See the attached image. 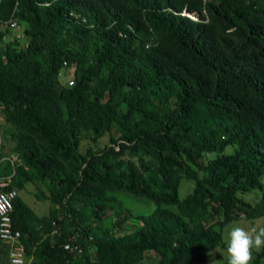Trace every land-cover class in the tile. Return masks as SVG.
<instances>
[{"label":"trees","instance_id":"obj_1","mask_svg":"<svg viewBox=\"0 0 264 264\" xmlns=\"http://www.w3.org/2000/svg\"><path fill=\"white\" fill-rule=\"evenodd\" d=\"M0 152L27 264L203 263L264 217V0H0Z\"/></svg>","mask_w":264,"mask_h":264},{"label":"rangeland","instance_id":"obj_2","mask_svg":"<svg viewBox=\"0 0 264 264\" xmlns=\"http://www.w3.org/2000/svg\"><path fill=\"white\" fill-rule=\"evenodd\" d=\"M19 28H13L12 29V35L13 36H17L19 35ZM71 71H63L61 73V75L59 76V81L61 83H64L69 80L71 78L70 76ZM90 135H86L84 137V139L82 140V148L83 150H85L88 146H92L94 149H98V148H103L107 143H108V136H104L101 137L100 139H98V144L93 145L90 140ZM97 146V147H96ZM192 187L191 183L186 182L185 180L181 181L180 184V188H179V197L183 198L185 197V195L188 193L189 189ZM34 193H35V188L32 185H28L26 187V190H24L22 193H20L23 201L34 211L35 208L31 207V204H35L36 203V199L34 197ZM259 194L258 193H252V195H247L245 196V199L248 202H253L256 203L259 200ZM123 203L125 204V206L131 211L132 215H148L151 214L153 211V205L149 204L147 202L141 201V200H136L133 199L127 195H123L121 196ZM38 202V201H37ZM42 206L44 208L39 209V211H45L48 210L49 207V203L48 201H44ZM41 215V214H39ZM235 226H242L245 229H250L252 227H256L257 230L261 227H264V217L257 219L255 221L248 222V221H234L231 223H228L221 231V243L219 244V246H217L215 249H212L211 251H209L206 254L205 260L203 263L200 264H228V260H229V256L228 253L226 251L227 248V243L229 240V236L228 233L231 230L232 227ZM126 229L131 230L133 229V227L127 223L126 224ZM263 247L259 248V249H253V260L251 261V264H253L254 260L256 259V255L258 254V252L261 251ZM148 264H152V261L148 262ZM260 264H264V257L261 259Z\"/></svg>","mask_w":264,"mask_h":264},{"label":"built area","instance_id":"obj_3","mask_svg":"<svg viewBox=\"0 0 264 264\" xmlns=\"http://www.w3.org/2000/svg\"><path fill=\"white\" fill-rule=\"evenodd\" d=\"M10 27L13 28L14 23L10 24ZM71 84L72 82H68V85ZM8 185V180L0 178V241L7 244L9 264H26L23 247L19 240L20 233L13 227L11 218L12 201L17 192L13 189L6 190ZM51 235H57V229L52 230ZM63 248L76 254H80L82 251L78 245L65 244Z\"/></svg>","mask_w":264,"mask_h":264},{"label":"clouds","instance_id":"obj_4","mask_svg":"<svg viewBox=\"0 0 264 264\" xmlns=\"http://www.w3.org/2000/svg\"><path fill=\"white\" fill-rule=\"evenodd\" d=\"M187 16L192 20H196L193 17L194 15ZM228 236L229 240L226 248L229 256L228 264H251L253 249L264 247V227L257 230L256 227L245 229L242 226H235L231 228Z\"/></svg>","mask_w":264,"mask_h":264},{"label":"crops","instance_id":"obj_5","mask_svg":"<svg viewBox=\"0 0 264 264\" xmlns=\"http://www.w3.org/2000/svg\"><path fill=\"white\" fill-rule=\"evenodd\" d=\"M10 146H11V143H7V144L5 145V147H4V149L1 151L2 154H7V153L9 152V148H10ZM1 152H0V153H1ZM5 158H7L6 155L3 156V159H5ZM25 190H26V189H25ZM21 193H22V192H21ZM19 195H20V193H19ZM20 196H21V195H20ZM43 202H44V201H38V202L36 201L37 205H35V204H31V205H30L31 207L35 208L34 212H35L38 216H41V215H44V214L47 213V210H46V212H45V211H39V209L44 208V207L42 206ZM39 214H41V215H39ZM6 245H7V244H4V243H2V242L0 241V264H9L8 259L6 258V257H7V256H6V252H7V250H8V247H6ZM6 248H7V250H6Z\"/></svg>","mask_w":264,"mask_h":264}]
</instances>
